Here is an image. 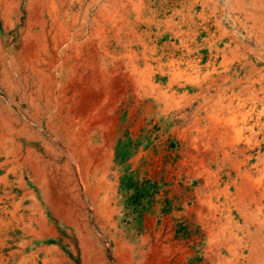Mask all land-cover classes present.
I'll return each mask as SVG.
<instances>
[{"label":"bare ground","instance_id":"bare-ground-1","mask_svg":"<svg viewBox=\"0 0 264 264\" xmlns=\"http://www.w3.org/2000/svg\"><path fill=\"white\" fill-rule=\"evenodd\" d=\"M228 2L233 3V11L242 14L252 31L262 27V19L255 12L262 13L264 6L257 0H227L225 3ZM219 7V0H0V77L8 95L11 97L13 92V74L21 75L24 71L31 73L39 89L38 94L49 101H53L59 92L60 95L69 94L78 88V84H84L85 91L82 90L79 100L71 98L61 105L62 114L55 115L54 112L49 118L51 142L42 140L45 149L54 145L52 142L62 145L66 156L64 166L55 167L41 157L33 146H27V151L23 152V140L16 131L5 152L14 164L24 162L29 165L55 219L64 225H75L74 235L82 250V264H94V258L99 264H107L104 253L97 250L95 245L97 238L110 240V229L117 216V208L111 207L116 190L112 183H108L110 173L114 169L112 175L120 179L121 173L131 164L138 166L146 146L152 148L157 145V136L161 137L160 143L164 148L167 147L170 119L166 111L170 106L178 105L181 100L179 93L194 92L198 103L192 114L196 115L191 119L194 120L185 121L179 128V134L187 135L192 133V127L198 122L197 115L232 112L238 95L236 90L243 89L241 93H245L255 87L251 80L248 81L249 87H244L246 84L240 79L233 80L232 63L227 61L230 56L237 59L241 49L239 42L226 32L227 25H223L219 19ZM221 60L225 64L222 72L218 71ZM168 75L171 76L170 80L167 79ZM185 76L190 87L179 86L176 82L177 78ZM121 107L128 109L129 114H136L125 115L124 129L118 128L119 123L116 124L113 115ZM141 110H145V114L137 115ZM158 124L161 131L156 135ZM12 125L11 116L0 113V138L4 131L15 130ZM224 128V123L211 122L203 127V133L215 137L221 134L218 130ZM116 198L121 200L118 195ZM135 209L132 207L133 212ZM79 217L83 222L78 220ZM49 223H39L41 234L54 237L58 231L55 225ZM96 230L102 233L100 236L97 233L95 239L92 233ZM113 242L116 264H133V248L122 239L114 238Z\"/></svg>","mask_w":264,"mask_h":264},{"label":"rangeland","instance_id":"rangeland-1","mask_svg":"<svg viewBox=\"0 0 264 264\" xmlns=\"http://www.w3.org/2000/svg\"><path fill=\"white\" fill-rule=\"evenodd\" d=\"M226 1L219 0L221 7L218 11L219 19L223 25H227L226 32L239 42L241 49L239 57L236 59L230 56L227 63L229 61L232 63L230 68L233 80L240 79L246 84L244 87H249L248 81L251 80L255 87L245 93H241L243 89L236 90L238 95L234 100L233 113L197 115L198 122L192 127V133L187 135L179 134V128L185 121H190L196 116L192 114L198 103L194 92H180L178 96L181 100L178 105L170 106L166 111L170 119L167 147L164 148L160 143L161 137L157 136V145L152 148L146 146L138 166L131 164L121 173L120 179L112 175L115 171L112 170L108 183L114 185L116 193L113 195L111 207L118 210L116 209L117 216L108 236L110 240L103 238L99 240L96 237L97 233L101 235V230L92 233V237L97 238L95 248L104 253L107 264L117 262L114 238L122 239L133 248L135 258L133 264H152L151 262H154L153 264L155 262L156 264H264V9L262 13L255 12L262 19V27L252 31L251 25L244 22L242 14L233 11V3H225ZM257 1L264 6V0ZM11 36L14 41L15 37L13 34ZM224 66L221 60L218 71L222 72ZM185 77L177 78L176 82L179 86L190 87ZM12 79L13 92L10 97L5 86L1 85L0 77V113L11 116L12 128L15 129L12 132L4 131L3 137L0 138V264L6 261L5 264H23V262L24 264H82V250L77 236L74 235L75 225H64L55 219L53 211L37 187V178L29 165L23 164L24 162L14 164L7 158L5 152L11 145L12 135L18 132L19 138L23 140L25 148L23 152L27 151V146H33L41 157L55 167L64 166L66 156L62 145L52 142L54 145L45 149L42 140L51 142L49 136L51 115L54 112L55 115L62 114L61 105L68 103L71 98L79 100L82 90L85 91L84 84H78L80 89L77 88L71 92L72 94L57 93L53 102L38 94L39 89L36 88L37 85L29 71H24L21 75L13 74ZM167 79L170 80L171 76L168 75ZM55 98L58 100L56 101ZM59 108L61 112L57 111ZM47 109L49 110L46 111ZM127 110L121 107L113 114L116 124L119 123L118 128L126 127L125 115L130 112ZM141 111L137 115L145 114V110ZM123 115L124 117H121ZM211 122L220 125L224 123L225 128L218 130L220 135L213 137L209 133H203V127L210 125ZM160 131L158 124L155 134L158 135ZM4 148L6 150H3ZM59 155L61 156L58 157ZM13 170L18 172L15 173ZM133 182L137 184L134 185ZM164 183L168 184L165 186ZM117 195L121 200L116 198ZM132 207L136 208L134 212ZM87 216L90 217L89 213ZM89 219L91 221L92 218ZM78 220L83 222L81 217ZM41 221L55 225L58 231L56 236L44 235V237L39 228ZM208 227L213 230H209ZM92 262L99 264L96 258Z\"/></svg>","mask_w":264,"mask_h":264}]
</instances>
